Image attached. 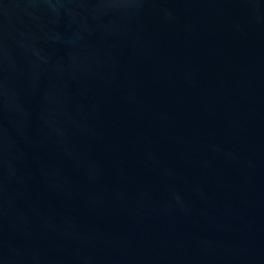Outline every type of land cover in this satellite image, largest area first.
Instances as JSON below:
<instances>
[{
  "label": "water",
  "instance_id": "obj_1",
  "mask_svg": "<svg viewBox=\"0 0 264 264\" xmlns=\"http://www.w3.org/2000/svg\"><path fill=\"white\" fill-rule=\"evenodd\" d=\"M0 264H264V0H0Z\"/></svg>",
  "mask_w": 264,
  "mask_h": 264
}]
</instances>
